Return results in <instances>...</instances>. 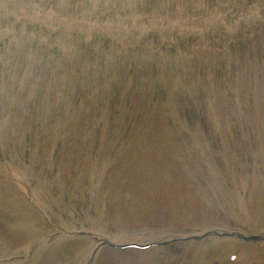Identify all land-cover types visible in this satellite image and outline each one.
Masks as SVG:
<instances>
[{
	"label": "rangeland",
	"instance_id": "1",
	"mask_svg": "<svg viewBox=\"0 0 264 264\" xmlns=\"http://www.w3.org/2000/svg\"><path fill=\"white\" fill-rule=\"evenodd\" d=\"M0 201V264H264V0H0Z\"/></svg>",
	"mask_w": 264,
	"mask_h": 264
},
{
	"label": "bare ground",
	"instance_id": "2",
	"mask_svg": "<svg viewBox=\"0 0 264 264\" xmlns=\"http://www.w3.org/2000/svg\"><path fill=\"white\" fill-rule=\"evenodd\" d=\"M0 204L2 205V202L1 201H0ZM13 206L14 207H17L15 204ZM14 207L9 206V205H6L5 206V209L8 210L9 212H11L13 215H16V213H14V212L17 211V210ZM23 207H25L27 209V206H23ZM30 224H32V223H27V225H30ZM208 246H210L208 248L217 249L218 248V243L215 244V242H210L208 244ZM208 248L207 247L204 248L203 245H201V246L192 245L191 247L186 248L187 256L190 257L189 258L190 264H200V262L205 259ZM245 254L243 255V258H244V261L243 262L245 264H247L248 262H250V261H252L254 259H257L256 256H253V255L250 256L248 254L246 256ZM247 259H249V261H247Z\"/></svg>",
	"mask_w": 264,
	"mask_h": 264
},
{
	"label": "trees",
	"instance_id": "3",
	"mask_svg": "<svg viewBox=\"0 0 264 264\" xmlns=\"http://www.w3.org/2000/svg\"><path fill=\"white\" fill-rule=\"evenodd\" d=\"M148 66H149L150 72L152 74L151 77L149 78V82L151 83V85H154L155 84L154 77H156L158 72H160V68L157 66L154 68V65H151V64ZM145 67H146V64H145ZM134 69H137V68H134ZM118 79H120V78L118 77ZM113 84H114V88H116L117 84L113 82L112 86H113ZM178 94H180L181 101L184 100V97H183L184 94L182 92H179Z\"/></svg>",
	"mask_w": 264,
	"mask_h": 264
}]
</instances>
